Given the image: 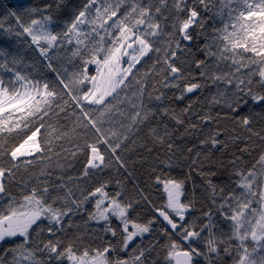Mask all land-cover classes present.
<instances>
[{"label": "snow or ice", "instance_id": "snow-or-ice-1", "mask_svg": "<svg viewBox=\"0 0 264 264\" xmlns=\"http://www.w3.org/2000/svg\"><path fill=\"white\" fill-rule=\"evenodd\" d=\"M213 9V18L226 15L227 22L208 33ZM0 32L15 37L0 46L7 75H0V264H264V0H41L8 9ZM201 37L196 49L205 58L192 60L194 75L182 57ZM74 58L80 63L72 73L54 64ZM221 63L228 71H219ZM149 64L150 75H162L152 92L147 79L136 80L137 66ZM41 67L57 79L32 75ZM133 80V97L121 100ZM210 85L216 92L202 102ZM69 106L71 130L52 122L61 113L71 118ZM145 129L143 147L163 148L160 164L168 169L181 151L176 139L189 133L201 137L187 148L195 151L191 164L233 145L227 164L220 162L227 176L214 183L218 173L201 168L207 195L198 198L186 179L161 172L154 176L159 206L138 186L129 194L121 180L114 189L110 179L81 187L113 161L125 168L119 152ZM53 139L62 142L58 156L84 157L78 176L53 179L40 168L36 183L12 196L9 179L50 163ZM89 203L84 224L97 225L89 230L94 239L75 220Z\"/></svg>", "mask_w": 264, "mask_h": 264}, {"label": "trees", "instance_id": "trees-1", "mask_svg": "<svg viewBox=\"0 0 264 264\" xmlns=\"http://www.w3.org/2000/svg\"><path fill=\"white\" fill-rule=\"evenodd\" d=\"M40 2L41 0H0V18L4 17L7 14L8 9H14L19 11L20 6L22 5L37 4ZM214 12L215 9H213V12L207 13L205 17L207 19L206 30L208 33H211L213 27L220 28L223 26V23L227 22L226 15L223 18L219 16H215L213 18ZM14 42L15 37L9 38L5 33L0 32V46L8 47ZM203 43L204 41L201 37L198 41L193 43L191 53L186 52L183 54L182 57V59L187 61L185 67L190 68L194 75L197 74V70L195 69V66L191 63L192 60L205 58L203 52L197 51L196 44H199L201 47H203ZM64 55L70 56L71 53H61L62 57ZM61 63L63 67L68 68L69 73H72L77 71V67L80 61L79 59L74 58L73 64L71 65L68 64L67 60L54 61V64H56L57 67L60 68V70L62 71V68L60 67ZM137 67L140 68V71L136 77V80L147 79V83L149 85L148 91L152 92L153 89L151 85L155 84L159 86L158 82L162 79V75H150V64L145 65L142 68L139 65ZM214 70L216 69L214 68ZM88 71L89 73L94 74V66L89 67ZM219 71H228L227 65L221 63L219 66ZM0 75H4L5 79H7V75L4 74L2 71H0ZM32 75L36 76L37 79H41L42 77L41 82L48 81L49 83H52L57 79L56 73L51 72L50 70L43 67H41L38 71H33ZM130 87V91L121 94V100H124L126 95L128 98L133 97V92L135 90V80H133L132 85ZM215 92L216 87L210 85L207 89L204 90L201 96V101H206V99ZM169 95H171V93H169ZM67 99L68 97H65V100ZM145 102L148 103L147 97H145ZM187 103L188 99H185V101L180 102L177 107V111L183 108ZM165 105L172 106L167 101L165 102ZM129 106L130 105L126 102L125 107L127 108ZM204 110H208L206 104ZM71 112L72 109L69 106V115L71 116V118L65 116L64 113H61V119L57 122L56 117H53L52 122L58 123V126L60 128H67L68 130H71L72 127L75 125V117L74 115H71ZM220 125L224 129H232V124L229 120H221ZM259 128L260 125L258 124L256 126V129L259 130ZM146 131L147 129L138 133L137 136L132 137V139L127 142V147L123 151L119 152V155L121 156V159L125 164V168H119L116 162L113 161L112 166L109 169H106L105 173L102 176L94 178L93 180H89L86 184H82L81 187H91L95 183L96 179H110L112 181V183L110 184V188L114 189L115 181L121 180L123 181L129 194H135V186H138L140 189L144 190L145 194H147L157 206H159L163 203V193L162 189H158L155 186L154 176L160 174L161 172H164L165 174H170L171 176L176 177L178 179H186L187 189L189 190V192H191L192 189L195 187L196 195L198 198H202L207 195L204 190L206 185L203 182L204 178L200 172L201 168L205 172L211 169L213 172L218 173L217 176L212 177L214 183H220L227 176L228 173L223 172V170L220 168V162L223 161L225 164H227L228 160L231 157V153L234 150L233 145L230 144L227 151L225 152L209 150V152L202 153L199 157V163L191 164L192 159L196 158L195 151L192 154H188L187 148L198 146L199 139L201 137L199 135L194 136L193 134L189 133L185 136L183 140H180L178 138L176 139V144L180 146L181 151L176 152V155L172 160V167L168 169L163 164H160V160L166 158L163 148L159 146L152 148V145L149 144L148 147L152 148L151 153H149V151L146 150L145 147H143L146 142ZM179 131L181 134H183V128H181ZM206 131L207 130H205V132ZM237 132L241 136L246 135L242 129L238 128ZM133 141H135V143H133ZM61 143V141L53 139V144L55 145V147L53 152L50 153L52 157L50 163L45 160L43 164H38L29 171L21 169L19 172H17L14 178L9 179L7 187L12 196L19 197L24 185H27L29 187L33 186L36 183V177L39 176L40 168H49L53 172V179H56L57 176L61 174L64 175V179H68L69 177L75 178L76 176H78L84 164V157L81 155L78 159L73 160L71 156L65 157L63 153L58 156L57 153H60L59 145ZM63 146L67 148L69 147V144L67 142H63ZM239 146L243 147L244 145L241 142ZM253 147H258V144H254ZM157 157H159V159H157ZM245 159H247V157ZM157 165H159V167H157ZM241 166H243V162ZM220 172H223V175H220ZM129 174H131V176H129ZM92 207L93 205L91 203L85 205V211L83 215L77 216L75 218L76 223L80 225L81 230L84 231L85 234L89 235L90 237L91 233L89 230L97 228V225L94 222H89L87 225H85L84 221L87 220V213L92 210ZM140 210L143 211L144 218H147L150 215L147 205L141 204ZM91 238L94 239L95 237ZM145 242H147V239L145 240Z\"/></svg>", "mask_w": 264, "mask_h": 264}, {"label": "rangeland", "instance_id": "rangeland-1", "mask_svg": "<svg viewBox=\"0 0 264 264\" xmlns=\"http://www.w3.org/2000/svg\"><path fill=\"white\" fill-rule=\"evenodd\" d=\"M242 7V6H241Z\"/></svg>", "mask_w": 264, "mask_h": 264}]
</instances>
